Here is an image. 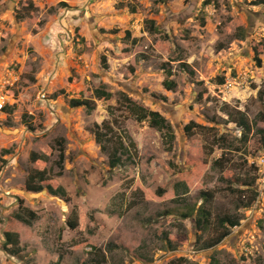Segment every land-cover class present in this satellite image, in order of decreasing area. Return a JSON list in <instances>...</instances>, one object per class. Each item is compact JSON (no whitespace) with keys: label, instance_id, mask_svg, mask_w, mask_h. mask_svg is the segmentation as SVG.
<instances>
[{"label":"rangeland","instance_id":"1","mask_svg":"<svg viewBox=\"0 0 264 264\" xmlns=\"http://www.w3.org/2000/svg\"><path fill=\"white\" fill-rule=\"evenodd\" d=\"M204 1L158 5L145 0L141 27L131 22L138 34L135 42L133 37L122 40L125 29L118 28L112 49L99 51L98 61L92 56L91 71L64 70V84L58 87L66 86L68 96L53 91L52 77L38 84L43 57L21 34H32L36 24H19L0 12V87L21 98L14 112L0 113V264H50L62 257L59 264H81L100 251L106 264H264V140L257 134L264 129V8L247 0H213L207 7ZM44 17L41 10L37 18ZM144 18L156 19L161 33H151ZM241 30L246 32L242 39ZM62 32L69 33L66 28ZM78 42L76 36L72 44L80 53ZM122 43L129 53L121 54ZM103 52L115 60L103 65ZM164 64L177 83L173 91L164 86ZM100 73L106 89L115 92L113 101L100 102L94 118L83 107H68L69 99L98 86L95 77ZM124 96L166 117L174 141H167L165 131L151 127L149 120L140 122ZM225 107L245 112L254 123L248 139L228 121ZM94 119L127 133L134 161L110 167L108 154L92 143ZM190 122L201 127L187 132ZM61 140L66 151L63 175L58 166ZM32 152L46 158L33 162ZM222 158L220 166L213 165ZM43 169L49 172L46 184L63 187L66 198L51 195L47 188L40 193L25 190L29 174ZM230 188L247 191L243 195ZM253 190L259 193L253 206H240ZM208 191L215 192L205 205L213 213L212 224L199 231L182 213L204 204L202 192ZM26 209L36 214L26 215L32 225L16 218ZM224 215L238 217L240 225L216 247L202 249L197 236H217V218ZM6 231L19 233L20 259L6 251Z\"/></svg>","mask_w":264,"mask_h":264},{"label":"trees","instance_id":"2","mask_svg":"<svg viewBox=\"0 0 264 264\" xmlns=\"http://www.w3.org/2000/svg\"><path fill=\"white\" fill-rule=\"evenodd\" d=\"M213 0H205L204 5L207 7L209 5H212ZM155 4L158 5H168L170 3V0H154ZM251 6L254 7H262L264 8V0H257L253 2H248ZM126 4L125 6L130 7L131 12L135 13L137 12V7L133 5V3H121ZM59 5L63 7L69 6L65 2H61ZM130 5V6H129ZM39 10V6L33 2V0L27 1V3L21 7V9L17 10L16 14V20L20 24L21 22H24L25 20L29 21V23L36 24V27L33 29V33L36 34L39 32L40 28L45 24V20H40L37 18V12ZM52 11V10H51ZM205 23V20L202 22ZM145 24L149 26V31L151 33H161L160 27L157 26V23L153 19H146ZM118 30H115V33H117ZM246 32L244 30H241V39L246 36ZM245 34V35H244ZM125 37L126 38H132V32L130 30L125 31ZM135 42L136 40L133 39ZM258 51L256 48L254 49V52L256 54V57L258 55ZM259 65L261 64V60L258 59ZM103 61L106 62V58H103ZM185 64V63H184ZM185 66H187L185 64ZM164 74H165V80H164V86L168 91H173L177 87V83L172 79L173 72L170 68L169 64L163 65ZM191 74H194L193 70H189ZM220 84H225V78L219 77ZM59 93H64V90H61ZM95 95L99 98L109 99L111 97V94L104 91V89L101 87L97 90H95ZM158 98L166 101L168 100L166 96H159ZM123 99L125 100V103H127V107L133 112V114L136 116V118L140 121H146L149 120V124L151 127H155L160 129L161 131H165V136L167 138V141H174L175 135L173 132V127L170 124V122L167 120L166 117H164L160 112L158 111H152L144 108L141 105H138L137 103L133 102L132 99H130L127 96H124ZM69 105L72 108H81L85 107L89 112L93 111L96 108L95 101L87 98V93L83 95L82 98H71L68 100ZM228 107H225V111L228 115V121L235 123L239 128L243 130V138L248 139L249 135L253 133L254 123L250 121L248 116L245 114V112H242L241 110L235 109V110H226ZM5 112H14V108H11L10 106L5 108ZM26 116V115H25ZM264 121V113L260 115ZM194 127H201L195 122H190L188 125H186L185 130L187 132H190L193 130ZM31 128V127H30ZM91 131L94 133L96 142L99 144L100 149L103 153H107L109 157V165L112 168H116L119 166L124 165V160L134 161V155L131 151V145L132 141H130L128 144H126L128 137L126 136V132H117L115 130V126L113 123H110L108 121H104L101 125L95 124ZM261 138L264 140V129H258L257 131ZM60 150H59V161L58 166L60 167L61 171L59 172V175H63L64 171V161L66 159V151L64 147V140H61L58 142ZM203 145V144H201ZM202 151V149H201ZM197 154V152H195ZM190 155H194L191 154ZM196 163H202V157H197ZM46 158L45 156H40L37 152H32L30 155V159L33 162H37L39 160H42ZM192 160H194L191 157ZM223 162L222 159H217L214 161L213 165L220 166ZM50 180L49 178V172L46 169L43 170H34L32 173L29 174L28 179L25 183V190L29 192L34 193H40L44 191L46 188L48 189V192L56 197H63L66 198L67 193L66 190L63 187H57L54 188L50 184H46ZM249 189V188H248ZM230 191L233 193H241L243 194L246 191L238 190L237 188H230ZM159 194L162 195V190H159ZM203 197L205 198L204 204L201 206H192L188 208L185 212L182 213V217L184 219H193L195 221L197 229L200 231H204L208 229L212 224V211L205 205L210 204L215 199V192H202ZM244 195V194H243ZM259 197V193L255 190L252 191L251 196H245L240 206L243 207H252L253 204L257 201ZM246 199V200H245ZM26 215H31L33 218H36L35 212L32 210L26 209V212L24 214H16V218L23 223H26L27 225H32V219L28 218ZM217 225L219 227V234L217 236L209 238L204 240L201 236H197L196 244L202 249H210L214 248L217 245H219L222 241H224L231 233L232 228L240 225V219L236 216L232 215H224L217 218ZM167 236V234H164ZM5 237V243L4 247L6 251L13 255V257H17L18 259L21 258L22 255V248H21V241H20V235L19 233L12 232V231H6L4 234ZM169 248H173V244L170 240H167ZM98 251V250H96ZM63 259L60 258L59 262H61ZM58 263H50V264H59ZM107 257L102 254L100 251L97 253L93 258L90 260H85L81 264H106Z\"/></svg>","mask_w":264,"mask_h":264},{"label":"crops","instance_id":"3","mask_svg":"<svg viewBox=\"0 0 264 264\" xmlns=\"http://www.w3.org/2000/svg\"><path fill=\"white\" fill-rule=\"evenodd\" d=\"M27 1L29 0H0V12L3 17L9 15V17H14V19L16 20L17 10L21 9V7L24 6ZM37 1L38 0H33V2L39 6L37 17L40 11L43 10V15L48 16L44 17L43 20L47 19V21L45 20V24L40 28L38 33L34 34L32 32V34L30 33V35L28 36L27 32L23 31L21 34L24 36L23 38H25L24 42L29 47H33L34 51L37 52L38 57H43L42 73L36 77L38 80V84H42L44 80L51 79L52 77L51 84H53V91L59 90L58 92H60L61 90H65L64 87H66H58L60 84H64L63 80L61 79V74L64 73V70L67 68H72L76 69L77 72L84 74H87L88 71H91L92 56L95 54L96 61H98L99 51L112 49L109 47L110 44L114 45L115 30H119L118 28L125 29L123 31L124 35H121L122 40L125 39L126 30H130L132 32L133 39L138 37V34H136L137 32H134L131 28V22L134 20L135 24H139L138 26L141 27L140 22L142 20V17L140 16L142 15V11L140 6L144 4L145 0H137L136 2H131L134 6L137 7V12L135 13L131 12L130 7L125 6L126 4L117 3L115 0ZM61 2H65L69 6L63 7L59 5ZM57 7H59L60 9L56 11ZM145 19L146 18H144L143 21H145ZM153 20L157 21L156 19ZM156 23L157 26L160 27L158 22ZM65 28L69 31L67 36H65V33L62 32ZM161 30L162 29L160 27V32ZM118 32L117 34H120L121 31ZM76 36L77 40L80 41L77 43V47L80 49V53L75 49V44H72ZM65 43H67V45H65ZM93 43L95 44V48L87 49L86 46H91L93 45ZM123 44L124 43H122V45ZM127 51L129 53L131 50H125L124 46L121 50V54H124ZM103 53L104 54L101 56L100 62H105L103 61L104 57L106 58L105 63L115 60V57L111 58L107 55L106 52ZM105 70H109V67L105 68ZM100 75L102 76V73H100ZM53 76L55 77L54 81ZM101 76L95 77V80L97 79L99 80V82L98 86L93 91H89V89H86V91H84L81 96H75L73 98H82L83 95L87 93V98L95 101L96 108L98 107V104L100 102L113 101V99L115 98V92L110 89H106V78H103V76ZM87 78L92 79L88 75ZM67 79L70 83L74 80L71 77ZM101 87L104 89V91L111 94V97L109 99L99 98L95 95V90ZM62 95L68 96L65 91L64 93H62ZM19 101H21V98L16 99L17 104L19 103ZM69 106L70 105L68 104V107ZM96 108L91 112H89L87 108L85 109L88 113L93 114ZM112 109V107H109L108 112L110 111L109 113H112ZM91 116L93 117L94 114ZM94 121L96 120L94 119ZM104 121L106 120L96 121L94 125H101ZM90 134L93 137L92 143L97 144L94 133L90 131Z\"/></svg>","mask_w":264,"mask_h":264},{"label":"built area","instance_id":"4","mask_svg":"<svg viewBox=\"0 0 264 264\" xmlns=\"http://www.w3.org/2000/svg\"><path fill=\"white\" fill-rule=\"evenodd\" d=\"M117 3H128V2H132L134 0H115ZM248 2H253V1H257V0H247ZM42 99H46V94H42L41 95ZM16 103V99L11 96L6 88V86H1L0 87V113H2L5 108H7L8 106H13ZM264 162V160H263Z\"/></svg>","mask_w":264,"mask_h":264},{"label":"clouds","instance_id":"5","mask_svg":"<svg viewBox=\"0 0 264 264\" xmlns=\"http://www.w3.org/2000/svg\"><path fill=\"white\" fill-rule=\"evenodd\" d=\"M10 94V93H9ZM11 95V94H10ZM12 96V95H11ZM14 97V96H13ZM15 98V97H14ZM16 105V103L13 105V106H11L10 105V107H13L14 108V106ZM9 107V106H8ZM2 113H5V110L2 112Z\"/></svg>","mask_w":264,"mask_h":264}]
</instances>
